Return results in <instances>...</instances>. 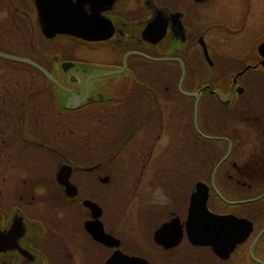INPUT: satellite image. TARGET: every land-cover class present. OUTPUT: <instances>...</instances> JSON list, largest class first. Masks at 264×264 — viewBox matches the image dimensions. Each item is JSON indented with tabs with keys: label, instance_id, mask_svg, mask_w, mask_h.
<instances>
[{
	"label": "flooded vegetation",
	"instance_id": "1",
	"mask_svg": "<svg viewBox=\"0 0 264 264\" xmlns=\"http://www.w3.org/2000/svg\"><path fill=\"white\" fill-rule=\"evenodd\" d=\"M114 254L264 264V0H0V264Z\"/></svg>",
	"mask_w": 264,
	"mask_h": 264
},
{
	"label": "rangeland",
	"instance_id": "2",
	"mask_svg": "<svg viewBox=\"0 0 264 264\" xmlns=\"http://www.w3.org/2000/svg\"><path fill=\"white\" fill-rule=\"evenodd\" d=\"M68 122L65 121H56L53 120L52 122H47L45 123L46 130L49 131V139L56 142V143H61V146L65 149L70 146V134H67L66 132H62V130L67 129ZM59 141V142H57ZM125 172L127 175L126 177L128 178L129 181L121 182V186H116L118 181L113 180L108 183L109 189H108V194L109 197H117V195L122 196L125 193L132 194V197H129L128 202L124 201L123 203V208L124 209H133V197L137 194V186L128 184L129 182L133 181L134 179V171L133 170H120L119 174ZM114 177L116 179L117 175L115 171H112ZM119 179V177H117ZM128 199V197H126ZM125 198V200H126Z\"/></svg>",
	"mask_w": 264,
	"mask_h": 264
},
{
	"label": "water",
	"instance_id": "3",
	"mask_svg": "<svg viewBox=\"0 0 264 264\" xmlns=\"http://www.w3.org/2000/svg\"><path fill=\"white\" fill-rule=\"evenodd\" d=\"M48 74V73H47ZM54 79V77H52ZM58 176L60 177V181L65 185V188L67 190V193L69 194H75L76 193V186L74 184H72L68 179H67V175H63V174H58ZM197 191L194 192L193 194V199L191 200V207H195L197 205ZM90 204L92 202H90L89 200L87 201ZM218 215L215 214H211L210 212H207L204 216V220H205V229L204 231H198L197 227V222L196 219L194 220V223L191 224L193 229H192V235H194V238H197L198 235H203L204 238L200 239V240H204L207 242H213V236L215 233V230L217 226V222L219 220ZM240 223H238L239 225ZM241 235L237 236V240H240ZM138 264V261L136 260V257L134 256H129L126 254H121V256H116V254L112 255L110 258H108V260L106 261L105 264ZM145 264V263H144Z\"/></svg>",
	"mask_w": 264,
	"mask_h": 264
}]
</instances>
